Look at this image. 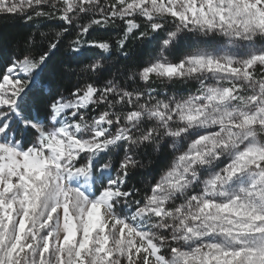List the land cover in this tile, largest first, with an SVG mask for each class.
<instances>
[{
  "label": "snow or ice",
  "instance_id": "1",
  "mask_svg": "<svg viewBox=\"0 0 264 264\" xmlns=\"http://www.w3.org/2000/svg\"><path fill=\"white\" fill-rule=\"evenodd\" d=\"M0 16L32 27L0 54V264H264V0H0ZM181 33L197 43L169 60Z\"/></svg>",
  "mask_w": 264,
  "mask_h": 264
},
{
  "label": "trees",
  "instance_id": "2",
  "mask_svg": "<svg viewBox=\"0 0 264 264\" xmlns=\"http://www.w3.org/2000/svg\"><path fill=\"white\" fill-rule=\"evenodd\" d=\"M31 30V25L25 24L21 19L0 16V54L7 55L16 45L21 44L24 41ZM183 36L184 34L181 33L179 39L176 42L177 48L182 45V42L185 39L183 38ZM129 48L131 50V53L133 54V59L138 60L142 63L147 62L154 56L158 55L157 41H152L151 43L147 41H132L129 45ZM96 54L97 50H89L84 54V56L80 57L78 61H73L72 67L79 71L82 63L86 62V58ZM115 56L116 54L113 53V59L110 61V70L112 72H116L117 70L123 72L125 63L128 62L121 59L117 64L115 62ZM66 59H68V54H66L64 48H61L54 57V60H56L57 62ZM111 65L115 66L111 67ZM105 75H107V73ZM75 79L76 77H71V82L69 81V79H65L64 82L61 83L60 77H56L55 80H51L50 83L53 88L59 86L63 90V88H71L72 83L75 82ZM154 86L165 89L169 92L176 91L181 93H187L194 87L191 84H184L180 82L172 84H162L158 82ZM166 155V149L159 156H156L151 151H149V155L144 158V162L147 167L144 170L134 173L130 179V183L140 186L145 180H150L152 176L157 174V170L159 168H162L164 164L167 163ZM149 160L152 161L151 165H149Z\"/></svg>",
  "mask_w": 264,
  "mask_h": 264
},
{
  "label": "rangeland",
  "instance_id": "3",
  "mask_svg": "<svg viewBox=\"0 0 264 264\" xmlns=\"http://www.w3.org/2000/svg\"><path fill=\"white\" fill-rule=\"evenodd\" d=\"M183 38H185L182 42V45L177 48V46H175V51L174 49L171 51V53L168 55V59L169 60H175L178 59L180 57H182L183 55L187 54L189 51L192 50V46L197 43L196 39L194 37L190 38L187 36H183Z\"/></svg>",
  "mask_w": 264,
  "mask_h": 264
}]
</instances>
